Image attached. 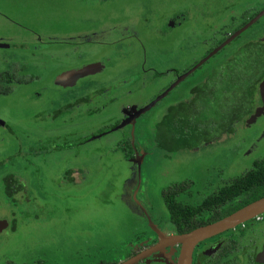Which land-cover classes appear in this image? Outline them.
Wrapping results in <instances>:
<instances>
[{
  "label": "rangeland",
  "instance_id": "obj_1",
  "mask_svg": "<svg viewBox=\"0 0 264 264\" xmlns=\"http://www.w3.org/2000/svg\"><path fill=\"white\" fill-rule=\"evenodd\" d=\"M227 1L0 0V41L14 42L0 48V119L12 130L0 125V219L6 221L0 229V264L118 262L131 248L138 252L155 241L130 197L136 182L133 153L123 155L127 164L111 148L115 136L96 140L93 135L112 119L114 97L126 110V95H120L140 87V62L143 69L157 65L159 71L175 67L179 73L215 43V37L202 39L204 20L217 23L211 35L226 38L264 7V0H234L235 8L220 16ZM254 40L264 44V13L150 108L133 131L143 160L136 198L165 235L176 232L162 189L182 182L184 189L173 200L198 205L264 154V112L192 147L167 152L150 143L168 106L187 99L213 65ZM92 61L100 63V71L71 85L55 82L62 72ZM171 79L166 74L154 77L150 87L144 84L140 105ZM103 100L104 107L94 112ZM128 128L123 126L124 137ZM4 175L20 185H13L12 195L3 189ZM260 228L239 234L240 244L260 245ZM177 250L178 245L168 246L141 264H172Z\"/></svg>",
  "mask_w": 264,
  "mask_h": 264
},
{
  "label": "trees",
  "instance_id": "obj_2",
  "mask_svg": "<svg viewBox=\"0 0 264 264\" xmlns=\"http://www.w3.org/2000/svg\"><path fill=\"white\" fill-rule=\"evenodd\" d=\"M260 48L255 42L240 45L191 88L190 97L168 106L153 128L152 139L156 148L169 152L177 146L192 147L230 133L235 122H245L261 105L258 84L264 78V52ZM120 146L123 155L130 157L132 147L128 136L123 138ZM1 181L7 195L13 194V185L20 186L8 175H4ZM184 186L182 182L170 184L160 192V197L166 202L167 219L176 233L216 221L264 196V154L198 205H183L173 200V196ZM228 250V244H224L218 251L226 254ZM132 254L129 251L126 257ZM2 264L16 263L6 260ZM30 264L42 263L36 260ZM93 264H116V261L98 260Z\"/></svg>",
  "mask_w": 264,
  "mask_h": 264
},
{
  "label": "flooded vegetation",
  "instance_id": "obj_3",
  "mask_svg": "<svg viewBox=\"0 0 264 264\" xmlns=\"http://www.w3.org/2000/svg\"><path fill=\"white\" fill-rule=\"evenodd\" d=\"M234 3H237V2H235L234 0H231V1H227L226 3H225V5L223 6V10H222V12H221V14H220V16H223V11H224V9H229V8H235V7H233V4ZM219 20H220V17L218 18ZM175 20L173 19V22H174ZM205 21V29H206V35L202 38V39H205V41L207 40V38H208V40L209 41H206V42H211L214 38L213 37H215V40H214V42L215 43H213V44H211V48L210 49H208L206 52H203L201 55H200V57H198V58H196V60L195 61H191V62H189V64L187 65V68H185L183 71H180L179 73H177V71H176V68L175 67H168V69L167 70H165V71H159V70H157L156 68H155V66H157V65H152V67H149V68H146V69H143L142 67H143V65L141 66V64H142V62H140L141 64H140V69H139V71H138V75L136 76V78L137 79H140V83H137L136 84V86H140L139 88H136L137 90V92L135 91L133 94H131L132 92H131V90H123V93L120 95V96H122V95H126V100L130 103V104H128V105H126V110L124 111L123 110V101H117L116 100V98H118V97H114L115 98V101H111V104H113L114 105V112H113V114H112V119H110L109 121H107L104 125H102L101 127H99L98 129H97V131L94 133V135L93 136H97V135H99L98 137H95V138H93V139H96V140H98V139H101L102 137H106V135L108 136V134H110V133H113V135L112 136H115L114 137V139H113V141H111V143H113L114 144V148H113V150H120L121 151V149H120V142L123 140V138H125L124 136H123V126L125 125H123V120L127 117L126 115L128 114V113H130L131 111H130V106L131 105H133V104H135L136 105V103H137V99L139 98V95H144L143 93H142V91L144 90V89H140V88H143V86H144V84H147V86H149L150 87V85H152L153 83V78L154 77H156V78H158V79H161V78H164L165 77V75L167 74L168 76H173V79H171L170 81H168L167 82V84L162 88V89H160V88H158L157 90V92L156 93H153V92H151V98L148 100V101H150L153 97H155L158 93H160L164 88H166L171 82H173L180 74H182L183 72H185L189 67H191L192 65H194L199 59H201L202 57H204L209 51H211L214 47H216L218 44H220L224 39H225V36H221V34H220V32L218 33V32H215V34H212L211 35V31L213 30V28H212V26L216 23V22H211L210 20H208V19H206V20H204ZM217 24V23H216ZM123 38V37H122ZM122 38H120V39H122ZM235 38V37H234ZM3 39H5V40H7V39H9V38H7V37H4ZM201 39V40H202ZM119 40V39H118ZM118 40H114V41H111L110 40V42H107L108 44H110V43H113V42H116V41H118ZM98 42V41H97ZM248 42H255V43H258L260 46H261V51L262 52H264V44H262V42H258V41H247V42H243V43H241V44H239L237 47H239L240 45H242V44H245V43H248ZM13 43L14 42H12V41H9V40H7V41H0V48L1 47H9V46H11V45H13ZM99 44H101L102 45V42L100 43V42H98ZM103 44H104V42H103ZM226 45V44H225ZM224 45V46H225ZM223 46V47H224ZM223 47H221L216 53H214V54H217L220 50H222V48ZM237 47H235V49H237ZM234 49V50H235ZM233 50V51H234ZM232 51V52H233ZM231 52V53H232ZM230 53V54H231ZM229 54V55H230ZM228 55V56H229ZM227 56V57H228ZM212 58V55L208 58V59H206L199 67H197V68H200L205 62H207L209 59H211ZM194 59V58H193ZM224 60V59H223ZM223 60H221V61H223ZM220 61V62H221ZM97 61H92V62H87V63H83L81 66H83V65H86V64H89V63H96ZM145 62V59L143 60V63ZM220 62H218V63H220ZM218 63H216V64H218ZM215 64V65H216ZM80 66V67H81ZM214 66V65H213ZM212 66V67H213ZM211 67V68H212ZM102 68V67H101ZM101 68H100V70H101ZM196 68V69H197ZM210 68V69H211ZM195 69V70H196ZM99 70V71H100ZM149 70V71H148ZM194 70V71H195ZM149 72V73H147L148 74V76H147V74L145 73V72ZM193 71V72H194ZM210 71V70H209ZM208 71V72H209ZM95 72H97V71H95ZM94 72V73H95ZM193 72H191L190 74H188L187 76H185L184 78H182L181 79V81H179L177 84H179L180 82H182V81H184V79L186 78V77H188V76H190ZM207 72V73H208ZM206 76V75H205ZM146 77H147V79H146ZM146 79V80H145ZM204 79V78H203ZM202 79V80H203ZM143 80H145V81H143ZM201 80V81H202ZM200 81V82H201ZM75 82H76V80H75ZM199 82V83H200ZM177 84L174 86V87H176L177 86ZM198 84V83H197ZM196 84V85H197ZM195 86V85H194ZM174 87L172 88V89H174ZM193 87V86H192ZM191 87V88H192ZM191 88H190V90H191ZM160 89V90H159ZM171 89V90H172ZM103 89H98V90H96L95 92L97 93V94H103V91H102ZM139 90V91H138ZM142 90V91H141ZM170 90V91H171ZM94 92V93H95ZM145 92H149V90H147V91H145ZM190 95L191 94H189V96L188 97H190ZM100 96H103V95H100ZM187 97V98H188ZM86 99V98H85ZM80 100H83V98L82 99H80ZM114 100V99H113ZM126 100H124V101H126ZM186 100V99H185ZM185 100H181V101H185ZM77 101V100H76ZM75 101V102H76ZM86 101H87V99H86ZM147 103V102H146ZM145 104V103H144ZM72 104H69V107L71 106ZM104 105H105V102H104V100L102 101V104H100L99 105V109H94L93 111L95 112V111H98V110H100V108H102V107H104ZM143 105V104H142ZM142 105H139V106H135V107H137V108H140ZM129 111V112H128ZM147 112V111H146ZM146 112H144V113H146ZM144 113L143 114H141V115H139L136 119H135V123H134V129H133V131L135 132V128L137 129V127H138V119L140 118V117H142L143 115H144ZM122 123V124H121ZM0 125L5 129V130H7L8 132H11L12 130H11V128L6 124V122H4V121H2L1 119H0ZM120 125V126H119ZM126 125H128L129 126V128H130V125H129V123H127ZM116 126H118L116 129H113L114 127H116ZM128 128V129H129ZM111 131V132H110ZM110 132V133H109ZM133 132V133H134ZM127 136V135H126ZM153 136V135H152ZM110 137V136H109ZM108 138V137H107ZM128 138H129V136H128ZM110 139V138H109ZM108 139V140H109ZM129 143H130V138H129ZM150 143L152 144H154V142H153V140L152 141H150ZM112 144V145H113ZM133 146L135 147L136 145H135V141L133 140ZM136 148V147H135ZM143 149H144V147H143ZM137 150H139V148H137ZM132 153H133V151H132ZM121 157L123 158V151H121ZM126 158H128V157H126ZM3 177V176H2ZM2 179V178H1ZM134 188V187H133ZM131 197V196H130ZM140 202V201H139ZM141 203V202H140ZM134 204V203H133ZM142 204V203H141ZM135 205V204H134ZM143 205V204H142ZM136 206V205H135ZM144 206V205H143ZM136 208H137V210L142 214V212L140 211V209L136 206ZM145 208V207H144ZM146 209V208H145ZM146 211H147V213L149 214V216H150V218H151V220L156 224V226L160 229V226L158 225V223H157V221H156V219L154 218V217H152L151 215H150V213H149V211L146 209ZM153 212V211H152ZM231 213V212H230ZM154 215H155V217H156V215H158L157 213H154ZM142 216H143V214H142ZM142 219H144V221H145V218H144V216H143V218ZM251 220H252V218H251ZM143 221V220H142ZM253 222L251 223V224H247V221L246 222H244V223H242V226L241 225H237V226H235V227H233V228H231V229H229V230H226V231H223V232H221V233H219V234H216V235H213V236H210V237H208V238H206V239H204V240H202V241H200V242H198L195 246H194V248H193V251H192V260H191V264H196L197 263V260H204L205 261V263H198V264H264V239L260 242V245H256V246H254V247H251V246H245V247H243L242 245L243 244H240V240H239V234H241V233H244V232H246V230H248V229H252V232H253V234L256 232V230L257 229H262V228H260L261 226H264V219H262V220H259V221H254V220H252ZM145 225H146V221H145ZM174 229V228H173ZM245 230V231H244ZM227 231H231V235L232 236H229V235H225L224 233L225 232H227ZM175 232V231H174ZM264 232V231H263ZM152 235H154L153 233H152ZM256 235V234H255ZM154 237H155V241H156V236L154 235ZM252 240H255V242H257V238H252ZM154 241V242H155ZM153 242V243H154ZM152 243V244H153ZM224 244H228V246H229V250L228 251H226L227 253L226 254H224V253H222V251H218V250H220L221 249V247L224 245ZM131 251L133 252V254H135V253H137V252H135V251H133V249L131 248ZM139 252V251H138ZM220 252V254H219V256L217 257V258H215L216 256H217V254ZM158 252H155V253H152V254H150V255H148L147 257H145V259L143 260V259H141V260H139V261H137L136 263H139V264H141V262L143 263L145 260H147L148 259V261H150L149 259H151L154 255H156ZM132 254V255H133ZM224 254V255H223ZM153 259V258H152ZM151 259V260H152ZM123 260V259H122ZM121 260V261H122ZM118 262H120V261H118ZM118 262H116V264L118 263ZM16 263V262H15ZM135 263V264H136ZM155 262H150V264H154Z\"/></svg>",
  "mask_w": 264,
  "mask_h": 264
},
{
  "label": "water",
  "instance_id": "obj_4",
  "mask_svg": "<svg viewBox=\"0 0 264 264\" xmlns=\"http://www.w3.org/2000/svg\"><path fill=\"white\" fill-rule=\"evenodd\" d=\"M264 13V7L258 11L252 18H250L246 23L240 26L237 30H235L232 34L226 37L220 44L214 47L211 51H209L204 57L199 59L194 65L189 67L185 72L180 74L173 82H171L166 88H164L160 93H158L155 97H153L150 101L143 104L140 108H137L130 113H128L126 118L123 120V125L129 123V138L130 145L133 151L132 164H134L135 168V176L136 182L134 188L131 193L132 202L140 209L142 212L147 227L152 231V233L156 236V241L143 248L139 252L125 258L124 260L118 262L117 264H135L137 261L147 257L148 255L158 252L160 253L164 248L171 245H178L177 254L174 259V263L172 264H191L192 260V251L194 246L216 234H219L223 231L229 230L237 225H240L246 221L251 220L252 217L264 211V196L259 197L242 207L232 211L231 213L225 215L224 217L213 221L211 223H207L204 225L197 226L187 232L183 233H175L172 235H165L156 224L151 220L149 214L147 213L144 206L137 200L136 192L140 183V165L142 162L141 150H137L133 146V129L135 119L152 108L159 100H161L182 78L193 72L197 67H199L206 59H208L211 55L216 53L221 47L227 44L231 39L241 33L244 29L249 27L255 20ZM101 68L100 63H89L83 65L77 69H73L70 71L62 72L61 74L55 77V82L60 85H71L75 82L79 77L93 74L95 71H99ZM258 92L260 96L261 105L256 107L251 115L245 120L246 123H250L254 121V119L264 112V78L258 84ZM121 123V124H122ZM120 126V125H119ZM118 126L114 127L116 129ZM94 136V137H98ZM6 221L4 219H0V229L5 226Z\"/></svg>",
  "mask_w": 264,
  "mask_h": 264
},
{
  "label": "crops",
  "instance_id": "obj_5",
  "mask_svg": "<svg viewBox=\"0 0 264 264\" xmlns=\"http://www.w3.org/2000/svg\"><path fill=\"white\" fill-rule=\"evenodd\" d=\"M144 96V95H143ZM142 96V97H143ZM139 101V99H137V103H136V105L135 104H133V105H131L130 106V111H133V110H135V109H137V107H135V106H139L140 105V103L138 102ZM126 102H128V101H126ZM128 104H130L129 102L128 103H126V105H128ZM124 102H123V109H124ZM148 112H146V114H147ZM145 113H144V115H146ZM142 116V117H140L139 119H138V121L137 122H141L142 121V119L145 117V116ZM140 120V121H139ZM139 125V124H138ZM111 132V131H110ZM109 132V133H110ZM113 135V133H110V134H108V136H112ZM108 136H106V137H108ZM141 136H142V134H141ZM141 141H142V139H140ZM114 146V144L111 146V148ZM52 149H59V148H56V146H53L52 147ZM118 152H120V155H121V151L120 150H117ZM123 159L126 161V163L128 164V162H129V160L128 159H126L125 157H123ZM143 161V160H142ZM143 163V162H142ZM130 165H133L132 163L130 164ZM126 168H127V165H126ZM141 224H143L142 222H141ZM145 226H147V225H145Z\"/></svg>",
  "mask_w": 264,
  "mask_h": 264
},
{
  "label": "built area",
  "instance_id": "obj_6",
  "mask_svg": "<svg viewBox=\"0 0 264 264\" xmlns=\"http://www.w3.org/2000/svg\"><path fill=\"white\" fill-rule=\"evenodd\" d=\"M264 219V211L252 217V220L259 221ZM242 226V224H240Z\"/></svg>",
  "mask_w": 264,
  "mask_h": 264
}]
</instances>
